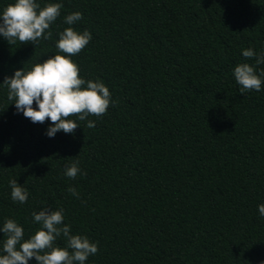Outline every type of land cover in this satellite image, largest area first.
I'll use <instances>...</instances> for the list:
<instances>
[{
	"label": "trees",
	"instance_id": "1",
	"mask_svg": "<svg viewBox=\"0 0 264 264\" xmlns=\"http://www.w3.org/2000/svg\"><path fill=\"white\" fill-rule=\"evenodd\" d=\"M62 3L50 39L0 38V83L62 54L63 17L78 11L75 29L93 38L73 60L115 104L49 139V122L17 114L0 88V224L15 219L27 239L33 211L63 208L73 234L98 242L86 264H264V87L242 91L232 75L255 63L242 49H264V0ZM72 158L86 173L75 180L63 172ZM10 179L26 203L11 200Z\"/></svg>",
	"mask_w": 264,
	"mask_h": 264
},
{
	"label": "clouds",
	"instance_id": "2",
	"mask_svg": "<svg viewBox=\"0 0 264 264\" xmlns=\"http://www.w3.org/2000/svg\"><path fill=\"white\" fill-rule=\"evenodd\" d=\"M62 0H47L41 6L40 0H13L0 9V38L12 46L36 45L41 39L52 37L51 27L61 16ZM83 19L82 13L72 12L63 17L68 27L59 32L55 48L58 53L50 55L42 63L34 64L30 70H16L11 77H5L0 88H7V99L14 105L17 114H22L32 123L49 126L45 135L52 139L57 133L73 134L79 127L77 120H87L89 116H103L110 105H114L109 88L98 78L85 80L73 60L89 42L92 35L88 30L77 31L74 27ZM246 60L254 64L240 63L234 67L232 75L242 91L260 92L264 87V49L259 52L253 48L242 49ZM35 104V107L33 105ZM76 116V120L70 119ZM95 121L88 120L87 127L93 128ZM64 175L75 180L77 175H86L79 160L63 169ZM10 198L14 203L24 204L29 199L27 188L17 180H9ZM68 193L76 199L80 195L75 187H69ZM261 218H264V204L257 206ZM33 224L38 225L36 232L25 239L24 227L15 219L5 218L0 224V264H86L89 257L98 252V242L86 235L73 234L71 225L65 223L63 208L41 207L33 211ZM63 239L60 246L57 240Z\"/></svg>",
	"mask_w": 264,
	"mask_h": 264
}]
</instances>
